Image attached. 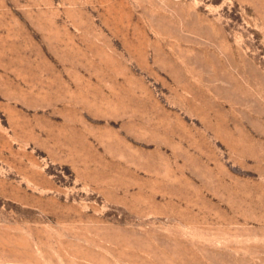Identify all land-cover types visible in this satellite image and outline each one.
Returning <instances> with one entry per match:
<instances>
[{
  "label": "rangeland",
  "instance_id": "obj_1",
  "mask_svg": "<svg viewBox=\"0 0 264 264\" xmlns=\"http://www.w3.org/2000/svg\"><path fill=\"white\" fill-rule=\"evenodd\" d=\"M0 264H264V0H0Z\"/></svg>",
  "mask_w": 264,
  "mask_h": 264
}]
</instances>
